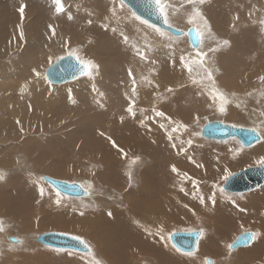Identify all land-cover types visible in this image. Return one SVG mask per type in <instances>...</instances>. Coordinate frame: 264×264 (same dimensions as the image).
I'll use <instances>...</instances> for the list:
<instances>
[{
	"label": "rangeland",
	"instance_id": "rangeland-1",
	"mask_svg": "<svg viewBox=\"0 0 264 264\" xmlns=\"http://www.w3.org/2000/svg\"><path fill=\"white\" fill-rule=\"evenodd\" d=\"M38 1L40 2V0ZM72 1L76 4H80V2L88 3L91 4L93 8H101V6H103V10L107 12L106 14H113V9H115V15H113V17H118L120 23L130 25L136 30L137 28L142 30V34L140 33L137 36L142 35L141 38L144 39V42L136 40L132 44V42L128 40L127 43H125L131 46L129 54L133 59L131 65H126L124 68L127 73H124L125 75L123 76L120 75L121 77L116 76L120 79L122 87H127L129 90L126 101H120L119 104H127L128 106L134 107L138 105L136 101L147 103L150 88L156 87L153 83H150L152 80L149 76L153 77V75L158 74L160 79L164 81L160 85L165 106H163V108L165 110L168 109V112H170V109L177 110L180 116L185 120L186 118L194 116L195 118L182 122L183 127H181V131L182 133H186L185 135L188 137L189 141L192 142V145L195 144L199 147L207 148L200 153L196 152L194 156L190 154L191 159H194L195 162H199L198 166L195 162L190 163L191 160H186L187 157H183L181 161L176 158L173 159L174 153L168 155L167 158L172 159L174 163L179 164V166L183 165L188 167V171L195 175L208 173L209 176H211V173H216V182L211 183L208 189L211 192V197L213 193H215V203L218 204V209L215 210L216 207H213L211 200L212 204L210 203L209 206L212 205L214 208V214L208 217L207 215H197L187 221H181L180 218L177 217L180 215L176 213L173 214L168 207L164 209L165 212L156 208L155 211H160L164 224H162L155 233L163 237L161 242L164 249L172 255L176 254L175 256L183 258L185 261L196 259L202 248L203 241L209 236L210 229L217 225L223 231L221 233H216V246H219L220 252H224L222 254L224 258L220 261L213 254H207L208 256L204 254L203 256L205 257H200L199 264H207V260H210L211 264H264V258H259L256 260V263H253L251 262V256L244 255V253L248 251V253H253L256 250L253 248L256 247L258 243L261 242V244L264 245V222L262 221V226L259 223L258 228L247 226L245 220L239 215V210H236V206L241 205L245 206L247 210L250 211V209H248L250 202L247 201V199L251 197L252 193L261 190V187L264 185L253 191L244 193H229L226 191L222 193L220 191V189H223L225 181L233 174L250 167L264 165L260 163L261 160H264V79H261L262 76L264 77V52L258 53L257 50L256 53L254 49L255 45L260 46L263 44L264 46V23H262V21H264V6L262 3L260 4V0H205L203 5H199L203 18L195 17L192 23H188V20L192 18V6L187 4L185 0H161L162 4L167 5L165 11L168 13L169 22L172 24L173 28L185 31L188 27L190 28V25H197L199 23L204 38L203 46H201L199 50L193 49L189 42H187L188 38L183 35L176 39L172 34H166L165 32V36L160 37L153 28H149L146 24H141L140 21L135 20L131 15L133 11L127 5L121 8L119 0H111L108 3H104L103 0L99 2H94V0ZM13 6V0H0V11L3 15V17L1 16L0 36L3 37V39H8L11 35V28L9 25L7 27L6 24L7 28H3V26H5L3 19L6 20V15L14 11L12 10ZM35 6L36 5H33V7ZM38 8L39 13L44 12L43 15H49L52 11L51 8L46 10L42 6H38ZM95 29H100V27H95ZM248 29L253 31L254 37L244 39L245 36L243 33ZM87 30H89V27L84 26V28L79 30V33L84 34ZM22 33L24 34V32ZM96 33L99 32L96 31ZM134 33L132 34L134 35ZM110 35V33H107L103 35V37H97L98 39L96 37L95 39L94 36L91 35L88 37L84 36L80 39L81 41L78 40L75 42L76 45L72 46L74 48H68L69 50L63 49L62 52L49 57L46 64L37 67V69L42 72V75H39V77L44 78L42 86L43 93L45 94V96L40 95L38 99L42 100V102L45 101L44 103L47 102V111L44 110V107H42L43 105H39V109L36 106L34 112L32 106L29 107L28 112L25 110L27 107L23 108L25 110L23 111L28 115L32 114V116L34 113V115H36V122L47 118L48 123L45 124L51 126L56 124L53 123L55 120L52 119L55 118L58 119L60 123L58 127L53 126L43 134H41L42 131L39 132L36 136V139L39 140L38 144H36L34 149H30L33 148L35 142L32 139L28 143V146H25L29 148L28 152L24 150H20L21 152L19 151L18 156L21 155L22 157L20 160L13 158V155L16 154L14 151V146L16 144L13 143L12 140H6L2 143L10 148L11 158H9L10 153H6L4 157L0 154V176L3 177V179H0V221L6 226H4L5 229H3V231H0V253L3 258L0 264H67L66 258L68 256L74 258L70 264H95L96 261H98L99 264H111L109 260L107 261L106 257L102 256L104 253H107V255H114L117 248L124 254H128L129 252L127 251L129 248L125 247L122 239L119 237H113L114 240L106 252H102L104 249H101L100 245L96 244V240L100 241V243L104 240L96 225L97 222L102 219L101 211L103 212L104 209L110 210L113 208L117 210L119 208V210L122 211L126 210L128 207L130 209V214L128 215L133 216L139 214L135 210L141 205L133 201V198L128 197V195L126 198V194L124 197L122 191L124 190L125 193L127 190L132 192L139 191L141 188L140 182L144 179L138 177H140L141 171L150 165V159L145 156L129 155L126 157L123 167L119 169L121 173L117 175L114 171H108V167L98 162L97 159L103 154L110 159L111 163V161L118 162L120 156V152L116 150L109 151L108 153V147H105L106 143H104L105 141L103 139L110 140L108 136L111 135L110 132L112 130L108 128L114 124V121L120 122V115L124 114L120 113L113 118H108L109 116L105 117L106 113L104 112L111 108L110 102L105 103L95 98H92V100L90 98H84L85 94H88L87 92L98 94L96 87H100L101 83L110 85L112 82H115L116 80L113 79L115 77L114 75L121 72L122 67H124L123 65L125 62L121 59L123 57H120L112 63L108 61L105 64L106 68L104 70L108 72L107 74L104 73L102 76H96L103 71L104 65L99 63L100 60L93 56L97 55L96 51L101 52L107 59L110 58L111 52L115 51L116 58L123 45L122 40H124V36L116 35V37H111ZM30 36L32 38L35 37L32 35ZM235 37L238 38L237 42H232V39L234 40ZM224 41H228V44L225 45ZM249 41H251V43ZM248 43L251 45L249 46ZM247 46L252 47V50L249 51L250 49H248L249 47L247 48ZM136 48H139L141 52L144 53L146 59L142 60L140 56L136 54ZM210 49H215V51H210ZM17 50L14 49L5 52L0 56V63L4 62L10 64L17 58L19 59V51ZM70 51L78 55L82 62H91L94 67H91V71L88 72V74L80 76L73 81L62 84L51 83L46 76V69L60 58L68 55ZM198 52L206 54L202 57L203 64L207 62L210 68L213 69V78L218 86L215 87L212 84H208L210 81L206 79L204 68L201 67L199 63L201 57L197 56ZM157 53H160V60L165 61L167 68H163L164 65L158 62L156 59ZM36 57H38V55L35 54L32 58L35 63ZM181 57L184 58V63L181 62ZM188 67L192 68L191 73L188 71ZM129 70H131L130 78L132 79L129 78ZM3 75L4 72L1 71L0 77L2 78ZM85 78L91 80L88 88L76 93L70 91L73 93L74 98L71 96L69 99L67 98L65 100V96L62 93H66L69 90L66 91L68 87H77V89L84 87L78 82H81ZM193 79L203 81V83L193 84ZM131 80L132 82L135 81L136 87L143 88L144 92L147 94L145 99L139 98L138 101L134 98L131 89L134 92L136 87L135 84H130ZM46 83L55 87H50L51 89L47 88ZM191 84L195 87H190ZM112 87L118 89L119 86L112 85ZM169 89H171V91ZM192 89L193 91H191ZM17 91L24 92V94L29 93L32 98L34 97L32 91L28 87L24 88L23 91L19 89H17ZM60 94H62V96ZM102 95H104V93H102ZM56 96L59 98H56ZM44 98L48 101L44 100ZM65 103L67 109L64 112V109H60ZM94 103H98L101 106V112L91 107ZM59 105L62 107L60 108ZM186 106H192L193 110L189 109V112H185ZM221 106L225 107L224 113L219 111ZM52 107L56 109H51ZM142 107L145 112L149 110V108H145L144 105ZM49 109L52 114L49 112ZM59 110L62 111V114L59 113ZM25 113L24 115L26 116ZM187 113L188 115L185 116ZM225 113L229 114L232 118H228ZM58 115L60 117H58ZM197 117L199 119H197ZM215 120H222L238 127L257 130L261 134L262 139L254 146L245 148L236 139L228 141H209L202 138L199 134L201 133L202 127L206 123ZM209 148L215 150L220 149V151L226 148L225 151L228 149L229 152L227 151V155L221 153L213 155L211 154L213 152L209 153ZM238 152H241V154L239 153V155H237ZM99 153L101 155H98ZM158 153L159 152L155 151L153 155L157 156ZM229 164L232 168L227 167ZM21 165L23 168L27 167L35 171V174L23 171L24 169L22 170L19 167ZM132 166L135 170L133 181L130 180L129 173L125 172L126 169H130ZM46 168L63 170L68 172V175L56 177L57 175H52L54 172H46ZM219 169L222 171L219 172ZM128 170L126 171L128 172ZM40 175L58 178L59 180L61 179L67 182L80 183L85 188H93L98 191V197L96 199L93 197L83 199L67 197L50 186ZM225 177L227 178L225 179ZM158 179H160L159 176H156L155 181ZM11 180H14V183L18 181L19 184H28L31 190L28 191L26 189V193L22 190L19 193L4 192L11 187V184L8 183ZM150 180L151 177L148 178V181ZM120 182L123 185L119 184ZM152 183L154 182H151V185ZM25 188H23V190ZM57 201H59V203H57ZM188 204L184 208L192 209L193 205L190 203ZM219 204H223L226 210H234L233 213L235 214L229 216L231 218H227L225 214L224 217L227 219L221 220L224 209H222V206ZM177 208L179 209L178 206ZM211 212H213V209H211ZM81 213L83 214L81 215ZM147 216L149 215L146 213V215L144 214L142 217L146 219L147 222L149 221L154 225V221L147 219ZM155 219L158 218L155 217ZM61 221L64 224H69L70 222V224H74L81 230L75 231L72 229H65L69 228V225L65 226V228H62V226L51 227V225H56L52 224L53 222L63 224ZM167 221L170 222L166 224ZM38 224L41 226L40 228ZM205 226L206 229L204 228ZM196 230H202L203 235L198 248L191 256L185 255V253L180 252L172 245L170 241L171 234ZM249 231L259 233L255 240L257 244L254 243V245H252L253 248L250 246L244 249L238 248L229 251L228 245L232 244L237 236ZM48 232L65 233L79 237L88 244L91 252L85 254L70 250L54 249L39 244L36 240L37 236ZM8 236L20 239L21 242L19 244L14 243L8 239ZM93 240L94 242H92ZM106 245H108V243H106ZM131 249L132 248H130V252L132 251ZM139 249L137 248L135 253H133L136 258V264H160V262L153 259V257H143L145 254L143 255V251H139ZM133 255L130 256L133 258ZM121 264H123V262ZM169 264H171V262H169Z\"/></svg>",
	"mask_w": 264,
	"mask_h": 264
},
{
	"label": "bare ground",
	"instance_id": "bare-ground-1",
	"mask_svg": "<svg viewBox=\"0 0 264 264\" xmlns=\"http://www.w3.org/2000/svg\"><path fill=\"white\" fill-rule=\"evenodd\" d=\"M99 1L100 0H94V2H99ZM110 1L111 0H103L104 3H108ZM61 3L63 5V11L57 13L55 11L56 5L54 3V0H40V2L38 0H13L14 6L12 7L13 8L12 10L14 11L6 15V20L3 19V23L5 25L3 26V28L6 27V24H7V27L9 25L11 28V35L8 37V39H3V37L0 36V56H2L7 51H11L14 49L17 50L19 48L17 50L19 51V59L17 58L13 63L11 62L12 64L4 63V62L0 63V72L1 71L4 72L3 77L2 78L0 77V154L3 157L6 156V153L7 154L10 153V150H9L10 148L7 147L5 144H2L3 141L12 140V142L16 144L14 146V151L16 152V154L13 155V158L20 160L22 157L21 155L18 156L19 151L24 150L28 152L29 148L25 146H28V143L32 139L35 142H34L33 148H30V149H34L36 144H38L39 140L36 139V136L39 132L42 131L41 134H43L46 131L50 130V128H52L53 126L58 127L60 123L58 119L52 118L55 120L53 121V123H56V124L49 126V124H45V123H48L47 118L42 119V121L36 122L35 121L36 115H34V113L32 116V114L28 115L24 112L25 110L26 112H28L29 107L31 106L34 112V109L36 106L39 109V107L42 105H43L42 107H44V110L47 111V106H46L47 102L44 103L45 102L44 100H46V98H44L43 100L44 102L38 99L40 95L45 96V94L43 93V86H42V83L44 82V78H40L39 76L36 75V73L38 72L40 73V75H42L41 74L42 72L38 70L37 67H40L41 65L46 64L47 60H49L48 59L49 57L53 56L56 53L62 52L63 49L65 50V49L71 48L73 45H76L75 42L82 39L84 36L88 37L90 35L94 36V38L95 37L97 38V37H103V35L110 33L111 37H116V35L118 36L121 35L124 37L127 36L128 40H130L132 44L136 40L140 42H144V39L141 38L142 35L137 36L140 33L142 34V30L138 28L136 30L134 27L130 25H125V24L120 23L118 20V17H113L112 13L106 14L107 12L103 10V6H101V8L99 7L93 8L91 4L82 3V2H80V4H76L72 0H61ZM261 3L264 6V0H260V4ZM33 5H36V6L33 7ZM22 6H23V13L20 12V8ZM38 6H42L46 10L51 8L52 11L49 15H45V14L43 15L44 12L39 13ZM1 16L3 17L0 11V27H1ZM69 16H71V19H69ZM4 17H5V13H4ZM49 25H51V28L49 27ZM84 26L89 27V30H87L84 34H80L79 30L84 28ZM95 27H100V29H95ZM191 27H195L200 33L201 42L198 47H192L189 42V36H188L189 27L185 31H181V30L179 31L182 32L181 35L188 38L187 42H189L190 46L193 49L199 50L200 47L203 46V40H204L203 32H201L202 31L201 26L198 23L197 25H190V28ZM113 29H115V31H113ZM96 31H98L99 33H96ZM22 32H24V34H23V38L21 39ZM164 32H166V34L170 33L168 31H164ZM132 33H134V35ZM243 34L245 36L244 39H247V38L249 39L250 37H254L253 31L251 29H248ZM30 35L35 36V37L32 38ZM181 35L179 36L173 35V37L175 36L174 38L178 39ZM237 40L238 38L235 37L234 40L232 39V42H237ZM122 42H123V45L121 49L119 50V53L117 54L116 58H115V51L111 52L110 58L108 59L104 57L101 54V52H98V51H96L97 55H93L100 60L99 63L104 64L103 71H101L96 76H102L104 75V73L105 74L108 73L104 70L106 68L105 64L108 61H111L112 63L116 61V59L123 57L121 59L124 60L125 62L123 65L124 67H122L121 72L114 75L115 77L113 79L116 81L115 82L110 81L112 82V84L110 85L107 83H101V84L99 83L100 87H96L98 94L87 92L88 94H85V97H84V98H90L91 100L92 98L99 99L105 103L110 102L111 108L107 109L104 112L106 113L105 117L109 116L108 118H113L120 113L124 114V115H120V119L123 118L121 119L120 122L114 121V124L108 128L112 130L110 132L111 135L108 136L110 140L103 139L105 141L104 143H106L105 147H108L107 149L108 153L109 151L111 152L113 150L120 152L118 162L111 161L110 163V159L106 155H103V154L101 155L100 153L98 155H101V156L100 158H97V159H98V162H101L105 166L108 167L107 169L108 171L110 172L114 171L116 172L117 175H119L118 173H121L119 172V169L120 167H123L126 161V157L129 155L130 156L131 155L132 156L134 155L145 156L146 158L150 159V162H149L150 165L149 167L144 168L141 171L142 173L140 174V177L137 176L138 178L144 179L143 181L140 182L141 188L139 191L132 192V191L127 190L126 193L124 190L122 191L124 197L126 194V198L128 195V197L133 198V201L141 205V206H138L135 210L139 214H135L133 216L128 215L130 214V209L128 207L126 208V210H122V211L119 210V208L118 210L116 208H113L110 210L104 209L103 212L101 211L102 219L99 222H97L96 225L101 233V237L105 241L103 240L100 243V241L96 240L97 241L96 244L100 245L101 249L102 248L104 249L102 250V252H106V250L109 249V246L112 244V241L114 240L113 237H119L122 239V242L125 245V247L129 249L132 248L131 249L132 254L135 253L137 248L138 249L141 248L139 249V251L140 250L143 251V255L145 254L143 257H146V256H148L149 258L153 257V259H155L156 261H159L160 264H166V263L169 264V262H171V264H199V259H201L200 257L203 256L204 254H206L205 256H208L207 254H213L218 260L222 261V259L224 258L222 254L224 252L223 253L220 252L219 246H216L217 244V234L216 233H221L223 230L219 228L217 225L213 227L214 229L213 228L210 229L208 238L203 241L202 248L197 255L198 258L190 259V261H187V260L185 261L183 258L175 256L176 254L172 255L169 252H167L164 249V246L161 242V236L158 235V233L157 234L155 233V231H158L159 228L162 226V224H164L160 211H155L156 208H159L163 212H165L164 209L168 207L169 210L173 212V214L176 213L177 215H180L177 217L180 218L181 221H187L189 219H192L193 216H197V215H207L208 217L209 215L214 214L213 207H216L215 210H217L218 204L214 203L213 207L212 205L209 206V204L211 203V199H210L211 192L209 191L208 187L211 185V183L216 182L215 181L216 173H211L212 174L211 176H209L208 173H200V175H197V174L195 175V174H192L190 171H188L189 170L188 167L183 166V165L179 166V164L174 163L172 159L167 158L168 155H170L171 153H174L173 159L176 158L177 160L181 161L183 157L185 158L187 157L186 160L188 161L191 160L190 163H194L195 160L191 159L190 154L194 156L196 152L200 153L201 151H205L207 148L199 147L195 144L189 145L188 143L189 139L185 135L186 133H182L181 131L182 122H186L187 120L189 121L191 118H195L194 116L186 118L185 120L182 118V116H180L177 110L170 109V112H168V109L165 110L163 108L164 101L161 95L162 88L160 87V85L164 81L160 79L158 74L153 75V77L149 76L152 80V82L150 83H153L156 87L150 88V94H148L149 98H147V103H143L139 101V98L145 99V96L147 94L144 92L143 88L136 87L137 85L133 83L131 80L130 84H135V87H136L134 92L132 91V89H131V92L133 93L134 98L139 101V102L136 101L138 105H135L133 107V106H128L127 104H119L120 101H123V102L126 101L127 95H129L128 93L129 90L127 89V87H122L120 79L116 76L121 77L125 75L124 73H127V71H125L124 68L126 65H131L132 59H133V57L129 54L131 50V46L126 45L124 40H122ZM249 42L251 43V41ZM248 45L250 46L251 44L248 43ZM249 46H247V48ZM262 46H263L262 44L260 46L255 45L254 49H257L258 51H264V47ZM248 49H250L249 51H251L252 47H249ZM35 54L38 55V57H36V63L32 59ZM75 56L77 57L78 55H75ZM156 59L158 60L160 64L164 65L163 68H167L165 61L160 60V53H157ZM79 60L82 62L80 57H79ZM84 63H87V62H84ZM203 65L204 67H210L207 62L204 63ZM90 71H91V67L89 68L88 72ZM46 72H47V69H46ZM88 72L86 74H88ZM212 72H213V69H212ZM78 77H76L75 79H77ZM130 77L131 75H129V78ZM129 78H128V81H129ZM66 82H70V81H66ZM66 82H63V83H66ZM90 82H91L90 79L85 78L81 82H78L81 86H84V87H80L78 89L77 87H71V88L68 87L66 89V91L69 89L66 92L67 94L62 93L65 96L64 99L66 100L67 98L69 99V97L73 96V93H71L70 91L74 93L78 91H84L86 88H88V85ZM54 84H62V83H54ZM208 84H212L215 87L218 86L217 82L213 84L210 81V83ZM112 85H115V86L118 85L119 87L117 89L116 87H112ZM27 87L30 88V90L32 91L34 95L33 98L31 97L29 93L24 94V92L17 91V89H19L20 91H23L24 88H27ZM50 87H55V86L47 84V88H50ZM190 87H195V86L191 84ZM191 91H193V89ZM102 93H104V95H101ZM62 94L60 95L62 96ZM56 98H59V97L56 96ZM72 98H74V96ZM143 105L145 108H149V110L145 112L144 108L142 107ZM62 106H60V108L62 107L60 110L64 109V112H65L67 109L66 103L63 104ZM138 106L140 107V109ZM25 107H27V109L24 110L23 108ZM91 107H94L96 111L98 112L102 111L101 106L98 103H94V105ZM129 107H131L132 112L135 113L134 116L132 115V113H129L127 111ZM53 108L54 107H52L51 109ZM189 109L193 110V107L186 106L185 112H189ZM49 112L51 113L50 109H49ZM61 112L62 111H60L59 113ZM157 112L164 113V116H158L156 114ZM24 113L26 114V116L24 115ZM186 115H188V113L185 114V116ZM226 115L228 118H232L229 114H226ZM239 116H240V113H239ZM58 117L60 116L58 115ZM219 121H222V120H219ZM222 122L228 125H233L226 121H222ZM173 129H176V130L173 131ZM202 129H201V133L199 134L201 135L202 138L207 139L202 136ZM254 131L260 137V140L255 143L257 144L261 141L262 137H261V134L257 130H254ZM169 137H171V139H169ZM231 139L232 140L236 139L240 142V140L236 136L230 139H227V140H223V141H228ZM207 140L210 141L211 139H207ZM212 141H216V140H212ZM255 144H253L252 146H254ZM173 145H175V147H173ZM245 148H248V147H245ZM225 149H221L222 151H220V149L215 150V149L209 148V153L213 152L211 153L213 155L220 154V153L223 155H227L229 151L227 149L228 151L227 152L225 151ZM155 151L159 152L157 156L153 155ZM239 153L241 154V152H238L237 155H239ZM9 158H11V153L9 155ZM195 163L197 166L199 165V162H195ZM22 165L19 167L22 170L24 169L23 171H26L27 173L35 174V171L27 167L23 168ZM173 166L177 169L176 172L172 171ZM259 166H262V165H259ZM227 167L232 168L230 164L227 165ZM254 167H258V166H254ZM254 167H250L247 169H251ZM126 170L125 172L129 173L130 180L133 181L135 177V172H134L135 170L133 166L132 168L128 170V172ZM220 171L222 170L219 169V172ZM242 171H239V172H242ZM46 172L48 173L54 172L52 175H55V176L57 175L56 177H60V176L62 177V176L68 175V172H65L63 170L62 171L54 170L53 168H46ZM40 176L42 177V179L43 177H45L42 175ZM156 176H159L160 179L155 181ZM117 177H120V176H117ZM149 177H151L150 181L154 182L152 183V185H151V182L148 181ZM51 178H54V177H51ZM54 179L59 180L58 178H54ZM8 183L11 184V187H9L8 189L4 191L7 193H12V192L19 193L21 192V190L26 193L25 191L26 189L28 191L31 190L29 189L28 184H24V185L22 183L19 184L18 181L14 183V180L9 181ZM70 183H75V182H70ZM119 184H122V183L120 182ZM80 185L88 193V195L86 197H82V199L87 198V197H93L96 199L98 197V194H99L98 191H96L93 188H90V189L85 188L82 184ZM25 187H28V188H25ZM23 188L25 189L23 190ZM255 189H252L246 192H250ZM224 191L226 190L224 189ZM226 192H229V191H226ZM229 193H232V192H229ZM201 198H203L204 203H201ZM247 201L250 202V206L248 207L250 211H248L245 206H241V205L236 206V210H239L238 211L239 215L241 216V218H243V220H245V224L247 226L258 228L259 223L262 226V221L264 222V205H263L264 186L261 187V190H258L257 192L252 193L251 197H249ZM188 203L193 205L192 209L184 208L185 206H187ZM219 205L222 206V209H224L221 220L231 218L229 216H233L235 214L233 213L234 210L232 209L226 210L223 204H219ZM177 206L179 207L180 210L177 208ZM211 209H213V212H211ZM109 213H111V216H109ZM146 213L147 215H149L147 216V219L154 221L153 222L154 225H152L151 222L149 221L147 222V220L142 217L144 216V214L146 215ZM224 215L227 218L224 217ZM155 217H157L158 219H155ZM131 218L133 221L131 220ZM169 222L170 221H167L166 224H168ZM55 224H56L55 226L51 225V227H56V226L61 227L62 226V228L63 227L65 228V226L69 225L70 227L65 228V229H72V230L75 229V231L76 230L78 231L80 229V228H77L74 224L73 225L70 224V222L69 224H64V223L63 224L55 223ZM4 226L5 225L2 224L3 229H5ZM38 226L39 228L41 227L39 224ZM204 228L206 229V226ZM196 231L202 232V230H196ZM249 232H244V233H249ZM128 233H130L131 235ZM261 234H262V228H261ZM239 236H237V238ZM9 237L13 238L11 236H8V239ZM201 237L197 243L196 249L198 248L200 244ZM236 239L233 241V243L236 241ZM18 242H20V239H18ZM92 242H94V240ZM104 242L108 243V245H106V243ZM146 242L151 243V245L149 246V252L148 251L145 252V250L143 249V245ZM254 243H256V241H253L252 244L245 246V247L238 246L232 249V251L238 248L240 249L248 248L250 246L253 248L252 245H254ZM117 249L114 255H107V253H104L102 256L106 257L107 261L109 260L111 264H121L122 262L123 264H131L130 262H128L129 261L127 259L128 256H125L123 253H121L122 251L118 252ZM253 249H256L253 253H248L249 252L248 251V252H245L244 255L251 256V262L256 263L257 259L264 258V245L261 244L260 242ZM59 250H62V249H59ZM90 252L91 251L79 252V253L86 254ZM134 258H132V264L135 263L136 261V258L135 259ZM72 259L74 258L72 257ZM207 261L209 262L210 260H207ZM245 262H249V261H245Z\"/></svg>",
	"mask_w": 264,
	"mask_h": 264
},
{
	"label": "water",
	"instance_id": "water-1",
	"mask_svg": "<svg viewBox=\"0 0 264 264\" xmlns=\"http://www.w3.org/2000/svg\"><path fill=\"white\" fill-rule=\"evenodd\" d=\"M125 4L143 20H147L150 24L156 25L163 31H168L176 36L182 34L181 31H177V29L173 27L169 29L168 26L163 23L162 18L159 17L155 4L151 3L150 0H125ZM197 33H199V31L195 27H191L188 30L189 42L192 47H198L201 42V36H197ZM89 68L83 67L81 61H78L75 55H66L49 67L46 75L51 83H63L86 74ZM202 136L216 141H223L236 136L243 147H250L260 140L259 135L252 129L228 125L219 120L206 123L202 129ZM43 180L67 197L82 198L88 195L87 191L78 183L57 180L48 176L43 177ZM262 184H264V165L246 169L232 175L225 182L223 188L232 193H243L255 189ZM200 232L201 231L176 232L170 236V239L173 246L179 249V251L183 253L193 252L201 237L198 235ZM246 234L248 233L240 235L238 237L239 241L238 238L236 239L234 248L238 246L245 247L253 243L251 240H249L248 243H243V238ZM74 237L76 236L65 233L48 232L39 235L37 241L42 245L55 249L89 252V247L85 248L84 245L77 239H74ZM9 240L14 243L18 242L16 238L9 237Z\"/></svg>",
	"mask_w": 264,
	"mask_h": 264
},
{
	"label": "snow or ice",
	"instance_id": "snow-or-ice-1",
	"mask_svg": "<svg viewBox=\"0 0 264 264\" xmlns=\"http://www.w3.org/2000/svg\"><path fill=\"white\" fill-rule=\"evenodd\" d=\"M119 2H120L121 8L126 7L125 0H119ZM150 2L155 4L157 12L159 14V17L162 18L163 23L166 24L169 29H171L172 28V24L169 22L168 13L165 11V8L167 7V5L162 4L161 0H150ZM185 2L192 6V18H190L188 20V23H192L193 22V18H195V17L203 18L202 17V13H201V11L199 9V5H203L205 3V0H185ZM54 3L56 5L55 11L57 13L62 12L63 11V5L61 3V0H54ZM20 12L23 13V6L20 8ZM113 15H115V9H113ZM131 15H132V17L135 20L140 21L141 24H146L149 28H153L154 31L156 33H158L160 37H164L165 36V32L161 28L157 27L154 24H150L147 20H143L136 12H132ZM69 19H71V16H69ZM89 23H90V21H89ZM262 23H264V21H262ZM49 27L51 28V25H49ZM113 31H115V29H113ZM177 31H179V30H177ZM199 35H200V33H197V36H199ZM22 38H23V33H21V39ZM124 41H125V43H127V41H128V37L127 36L124 37ZM224 44L227 45L228 41H224ZM210 51H215V49H210ZM136 54L139 55L142 60L146 59L144 53L141 52V50L139 48H136ZM68 55L72 56V55H75V54L70 51L68 53ZM204 55H206V54L199 53V52L197 53V56L201 57V60L199 61V63L201 65V67L204 68V72L206 73V79L208 81H211L213 84H215V81H214V78H213L212 69L210 67H204V65H203L202 57ZM76 58L79 61V57L77 56ZM181 62L184 63V58L183 57H181ZM81 63H82V66L85 67V68L94 67V65H92L91 62H87V63L81 62ZM186 67H187V65H186ZM188 71L191 73L192 72V68L188 67ZM36 75L39 76L40 73L37 72ZM129 75H131V70H129ZM261 79H264V77H262ZM133 83H135V81H133ZM192 83L193 84H202L203 81H197V80L193 79ZM169 90L171 91V89H169ZM127 111L129 113H132L133 116L135 115V113L132 112V108L131 107H129L127 109ZM219 111L221 113H224L225 112V107L221 106ZM156 114L158 116H164V113H162V112H157ZM121 119H123V118H121ZM197 119H199V118L197 117ZM181 127H183V125H181ZM175 130L176 129H173V131H175ZM169 139H171V137H169ZM188 143H189V145H191L192 142L189 141ZM173 147H175V145H173ZM260 163L264 164V160H261ZM172 171L176 172L177 169L173 166ZM226 178L227 177H225V179ZM0 179H3V177L0 176ZM220 191L223 193L224 190L220 189ZM210 199L212 200V202L214 204L215 203V193H213V195H212V197H210ZM57 203H59V201H57ZM201 203H204L203 198H201ZM82 214L83 213H81V215ZM109 216H111V213H109ZM2 223L3 222L0 221V231H3ZM198 235L202 236L203 232H200ZM258 235H259V233H248V234H246V236L243 238V243H248L249 240L255 241L257 239ZM74 239H77L81 244L84 245L85 248L89 247L88 244L84 240H82L81 238L74 237ZM161 239H163V237H161ZM238 241H239V238H238ZM234 247H235V243L228 245L229 251H231ZM89 251H91V249H89ZM192 254H193L192 252H186L185 253V255H189V256H191ZM95 264H99V262L96 261ZM207 264H211V262L209 261V262H207Z\"/></svg>",
	"mask_w": 264,
	"mask_h": 264
},
{
	"label": "crops",
	"instance_id": "crops-1",
	"mask_svg": "<svg viewBox=\"0 0 264 264\" xmlns=\"http://www.w3.org/2000/svg\"><path fill=\"white\" fill-rule=\"evenodd\" d=\"M263 45V44H262ZM262 47H264V46H262ZM240 50H242V49H240ZM256 50V53H257V49H255ZM258 52H260V53H262V52H264V51H258ZM256 53H255V55H256ZM52 224H55L54 222L52 223ZM71 230V229H70ZM73 230H75V229H73ZM79 231V230H78ZM20 242H21V240H20ZM20 242H18L17 244H19ZM40 244V243H39ZM151 245V243H144V245H143V249L145 250V252H149V246ZM120 250V249H119ZM119 250H118V252H119ZM121 251V250H120ZM127 251H129L128 252V254H124L123 252H121V253H123L125 256H128V262H130L131 264H132V257L130 256V255H133L132 254V252H130V249H128ZM133 258H134V256H133ZM2 255H1V253H0V262L2 261ZM67 264H70V263H72V257L71 256H68L67 258ZM8 264V263H7ZM133 264H136V261H135V263H133Z\"/></svg>",
	"mask_w": 264,
	"mask_h": 264
}]
</instances>
